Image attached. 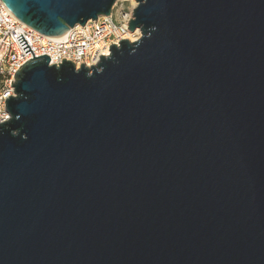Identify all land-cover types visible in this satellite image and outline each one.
Returning a JSON list of instances; mask_svg holds the SVG:
<instances>
[{"label":"water","instance_id":"1","mask_svg":"<svg viewBox=\"0 0 264 264\" xmlns=\"http://www.w3.org/2000/svg\"><path fill=\"white\" fill-rule=\"evenodd\" d=\"M51 38L118 0H2ZM96 66L35 58L0 124V264H264V0H135Z\"/></svg>","mask_w":264,"mask_h":264},{"label":"built area","instance_id":"2","mask_svg":"<svg viewBox=\"0 0 264 264\" xmlns=\"http://www.w3.org/2000/svg\"><path fill=\"white\" fill-rule=\"evenodd\" d=\"M131 1L133 5L130 8L116 3L110 17L90 21L84 27L77 26L61 38H51L26 26L0 0V124L10 120L9 113L5 111V101L15 96V88L11 86L12 81L15 83V73L30 59L47 55L50 65L62 64L65 59L74 63L77 69L81 64L90 68L96 66L101 57L110 55L111 45L119 47V42L126 39L135 42L130 37L140 31L132 33L128 29L137 7V2ZM20 36H23L34 57L31 52L26 54L17 39ZM5 116L7 119H4Z\"/></svg>","mask_w":264,"mask_h":264},{"label":"rangeland","instance_id":"3","mask_svg":"<svg viewBox=\"0 0 264 264\" xmlns=\"http://www.w3.org/2000/svg\"><path fill=\"white\" fill-rule=\"evenodd\" d=\"M117 3H118V6L123 4L127 8H130L133 5V1L131 0H118Z\"/></svg>","mask_w":264,"mask_h":264},{"label":"bare ground","instance_id":"4","mask_svg":"<svg viewBox=\"0 0 264 264\" xmlns=\"http://www.w3.org/2000/svg\"><path fill=\"white\" fill-rule=\"evenodd\" d=\"M140 36H141L140 32H137V34H135V36H134V37H130V40H131V41H135V42H136V41H137V39H138V38H140Z\"/></svg>","mask_w":264,"mask_h":264},{"label":"snow or ice","instance_id":"5","mask_svg":"<svg viewBox=\"0 0 264 264\" xmlns=\"http://www.w3.org/2000/svg\"><path fill=\"white\" fill-rule=\"evenodd\" d=\"M4 119H7V116H5Z\"/></svg>","mask_w":264,"mask_h":264}]
</instances>
